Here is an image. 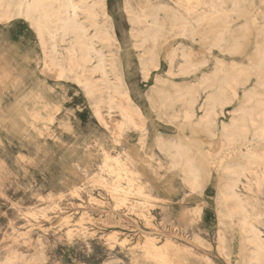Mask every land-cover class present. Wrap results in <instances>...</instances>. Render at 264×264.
Returning a JSON list of instances; mask_svg holds the SVG:
<instances>
[{
	"label": "rangeland",
	"instance_id": "obj_1",
	"mask_svg": "<svg viewBox=\"0 0 264 264\" xmlns=\"http://www.w3.org/2000/svg\"><path fill=\"white\" fill-rule=\"evenodd\" d=\"M206 1L104 0L98 21L115 38L103 50L122 77L118 103L130 97L143 113L121 132L114 124L122 115L107 112L100 88L88 93L78 71L58 77L49 66L50 40L35 15L0 20V264L15 251L26 264H243L252 245L234 201L224 197L231 176L224 166L242 163L247 150L263 154L264 141L251 134L227 142L223 125L238 116L246 88L233 90L223 79L234 64H249L264 0L219 1L214 10ZM151 8L162 24L153 40L140 31L148 24L130 19ZM200 13L205 25L192 19ZM186 58L195 69L188 71ZM211 106L213 115L201 121ZM98 109L111 124H101ZM189 158L199 169L197 186ZM242 181L238 191L250 196ZM258 196L264 236V188Z\"/></svg>",
	"mask_w": 264,
	"mask_h": 264
},
{
	"label": "bare ground",
	"instance_id": "obj_2",
	"mask_svg": "<svg viewBox=\"0 0 264 264\" xmlns=\"http://www.w3.org/2000/svg\"><path fill=\"white\" fill-rule=\"evenodd\" d=\"M194 1L197 2V0H194ZM219 1L226 4V2H224L225 0H209L208 1L212 10L217 9V3ZM235 2L236 1L234 0V3ZM242 2H239V3H242ZM104 3H105L104 0H0V20L1 21H12L16 19L18 16L20 17L22 15H24L27 19L28 17L35 15L36 16L35 23L37 24L40 34L43 36H46L50 40V50L49 51L52 53L53 57L51 58L49 62V66L54 69L58 77H64L67 75V73L69 74V73L78 71L79 74H76V75H80L82 77L80 82L81 84H83L84 88H87L88 93L93 94L95 90L100 88L102 92H104L106 95L105 98L108 104L107 112L111 114L113 109L117 108L122 115V119L120 120L119 124L118 125L114 124L115 126H117L118 131L121 132L128 124L135 122V114L140 115V113L141 114L143 113L139 106L133 104L132 99L129 96H128L129 97L128 101L125 105L118 103V101H121L122 99L119 97L121 96V87H122L121 78L122 77L121 75L117 74L118 71H117V66L115 65V60H110L112 56L110 57L108 53H106V51L103 50L104 47L112 45V41L115 40V38L110 31L112 27L111 28L107 27L108 26L107 25L105 26L106 27L105 28L101 26V24L98 21V18L100 16H106V12L104 10V5H105ZM234 3L232 6L233 10H235L234 5L236 4ZM238 5H236V9L239 7ZM191 9H193V7ZM191 11L189 10V13H188L189 16H187V18L185 17V19H189L192 17V16L190 17V15L192 14ZM213 12L214 11L209 12V13L211 14ZM235 13L238 14V12H235ZM159 14H160L159 9L151 8V9H146L142 11L138 15H135V16L132 15L130 19L132 22H135V23L138 22V23L148 24L143 30L141 29L140 31L144 32L146 36L151 37L152 38L151 40H153L156 34L158 35L159 27L160 25H162L158 18ZM182 15L181 17H178V18H181V19L184 18L182 17ZM213 15L210 17H213ZM172 16L174 17L175 15H172ZM204 17L205 15L200 13L199 15H197L196 17H193L192 19H195L196 22H199ZM32 18L34 19V17ZM181 19H178V20L180 21ZM174 20L176 21V19ZM256 20L257 18H254L255 24H256ZM204 23L203 22L201 23L200 21L197 24H204ZM182 26L183 25H181V28ZM184 26L186 25L184 24ZM189 27L192 28V25ZM177 28H179V26ZM197 28H199V26ZM183 29L184 31L188 30L186 28H183ZM172 30H173V26L171 25V31ZM190 32H193V31H191L190 29ZM195 32L196 31L192 33V36ZM259 34H261V39L258 40L256 43L255 52L250 58L249 64L247 65H244V64L235 65L234 64L232 69L229 70L227 76H225V78L223 79L224 84L232 88L233 90L235 89L236 85H238L239 87L246 88L244 89V92L241 95L242 103L236 109V112H238V116L233 117L230 124L223 125V128L226 132L227 142L229 144H232V143L234 144L237 141L245 142L247 140H250L249 135L251 134L254 136L256 141H264V25L259 29ZM98 42L102 43L104 46L102 48L99 47ZM145 42H146V39H145ZM60 47L62 48L61 50H60ZM191 50L193 51V49ZM152 52L153 53L151 54H153V57L155 58L154 59L150 58V60L152 61V63H154V60L157 59L156 58L157 54L156 56H154L155 51L152 50ZM186 54L187 53H184V52L182 53L183 56L184 55L187 56ZM190 63L191 65L188 66ZM185 65L189 67L188 71L194 68L191 60L187 58L185 60ZM96 73L100 74V78L98 77L99 80H97V78L95 79L94 77V74ZM112 76H114V79L112 78ZM253 76H256L255 80H253ZM251 81H253L254 84L247 88V85L250 84ZM204 83H206V79L201 80V84H204ZM100 89L99 91H101ZM189 94H190L191 102H195L196 96H195L194 91L192 90L191 93L189 92ZM189 94H188V98H189ZM215 95L217 96V94ZM182 96L183 95H181V98ZM119 98L120 100H117ZM212 98H213V95L209 96V99H212ZM216 99L214 100V102L217 101ZM214 111H215V106H211L208 109H206L204 111L205 112L204 117L201 121L209 120V118L213 115ZM96 112H97L99 121L101 122L102 125L107 126L108 124H111V123H108L109 117L108 118L105 117L102 111L98 109L96 110ZM187 112H188V117H189L191 116L193 110L190 109ZM242 158H243L242 163L228 164L227 166H224L225 172L231 175L226 185L224 197L226 199L234 201L233 211L241 216V224H242L243 230L246 233V241H248L252 245V248L246 255V258H245L246 260L243 262V264H264V236L262 235V231L256 225V222L259 221L261 209L259 208L258 205L257 207L254 204L256 201H258V197H259L258 193L262 192L264 188V153L259 154L257 152H252L251 150L250 151L247 150L246 153L242 155ZM186 164L188 166V176L191 179V181L197 186V184L199 183L198 182L199 181V169L196 166L197 163H195L193 159L189 158ZM243 177L247 178V181H248L246 188L249 191L250 196H247V197L244 196L245 194L243 195L240 191H238V188L241 185V183L244 184V182L242 181ZM260 205H262L261 201H260ZM257 208L260 209V213L258 212L259 210L257 211ZM232 214L233 213L231 212L229 215L232 216ZM169 245H171V243L167 241L166 243H164V246L162 247H168ZM15 252L12 253L11 257H9V260L5 262L4 264H19L17 263V260L21 262L20 264H26L27 258L24 257V255H19V252L18 254Z\"/></svg>",
	"mask_w": 264,
	"mask_h": 264
}]
</instances>
